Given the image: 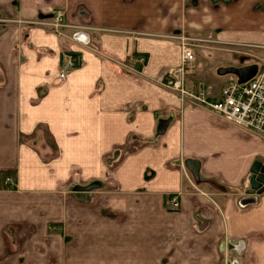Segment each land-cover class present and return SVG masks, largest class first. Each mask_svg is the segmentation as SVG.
<instances>
[{"label": "crops", "instance_id": "1", "mask_svg": "<svg viewBox=\"0 0 264 264\" xmlns=\"http://www.w3.org/2000/svg\"><path fill=\"white\" fill-rule=\"evenodd\" d=\"M198 33L244 67L264 0H0V264H264V139L161 82Z\"/></svg>", "mask_w": 264, "mask_h": 264}, {"label": "built area", "instance_id": "2", "mask_svg": "<svg viewBox=\"0 0 264 264\" xmlns=\"http://www.w3.org/2000/svg\"><path fill=\"white\" fill-rule=\"evenodd\" d=\"M53 20L49 23L59 30L63 26L66 17L65 10L56 9L52 11ZM181 46V64L178 68L165 71L161 77V82L179 93L181 100H188L200 106L207 107L214 114L237 125L242 130L252 133L264 139V45H253V52L248 53L250 58L245 66L256 65L255 75L245 81L240 82L239 77L230 74V83L224 84L219 93L214 94L210 85L200 83L197 90H192L186 86L185 79L190 69L193 67L197 52L193 45V38L184 34L177 37ZM211 39V38H210ZM144 57L139 58L143 63ZM79 65V58L74 54H66L61 62L60 76L65 77L71 70ZM7 183L13 185L10 177ZM166 207L174 209L179 205L177 195L168 194L166 196Z\"/></svg>", "mask_w": 264, "mask_h": 264}, {"label": "rangeland", "instance_id": "3", "mask_svg": "<svg viewBox=\"0 0 264 264\" xmlns=\"http://www.w3.org/2000/svg\"><path fill=\"white\" fill-rule=\"evenodd\" d=\"M173 35V34H172ZM182 35V34H180ZM179 35V36H180ZM186 36H188L187 34H184ZM178 36H172V37H166L167 39L171 38L173 40H175V38L177 40H179L177 38ZM191 37L192 36H188ZM195 40H193V45H195V49L197 52V56H196V61L193 65V67L190 69V72L188 74H192L193 70H195L198 67V70L201 69L202 70V74H203V78H204V82L202 81V83H204L205 85H211L213 87V91L217 92V89L220 87L221 83L223 82L222 80V76L219 74L218 72V68L220 67H232L229 64V62H227V60L223 61V63L221 62V59H219L218 55L222 54H227L229 57L233 58L235 56L236 53H233L232 48H235L236 46H234V44H223L221 42H211L210 40V34L208 33H198L196 34L195 38H193ZM209 46H214L212 48H210ZM207 51V53H206ZM213 54V55H212ZM216 56L218 58H216ZM240 61L242 59V61L246 60L248 57H245V55H239ZM242 61L240 63H235L236 66H239L240 64H242ZM239 62V61H238ZM218 63H222L220 65L217 66ZM214 69V71H213ZM169 70V69H168ZM167 71V70H165ZM164 71V72H165ZM163 72V73H164ZM195 74V73H194ZM221 77V78H220ZM220 78V79H219ZM191 83L195 86V85H199L201 82L199 81H195L196 79L191 78ZM198 82V83H197ZM231 81L227 80L226 83L229 84Z\"/></svg>", "mask_w": 264, "mask_h": 264}, {"label": "water", "instance_id": "4", "mask_svg": "<svg viewBox=\"0 0 264 264\" xmlns=\"http://www.w3.org/2000/svg\"><path fill=\"white\" fill-rule=\"evenodd\" d=\"M257 71L256 65L245 66L241 68L227 67L219 70L220 74H236L240 82L251 79ZM252 176L250 178V193H261L264 191V164L257 160L251 168Z\"/></svg>", "mask_w": 264, "mask_h": 264}]
</instances>
